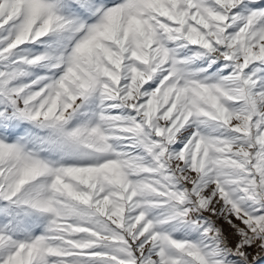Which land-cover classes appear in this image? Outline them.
<instances>
[{
	"label": "snow or ice",
	"instance_id": "snow-or-ice-1",
	"mask_svg": "<svg viewBox=\"0 0 264 264\" xmlns=\"http://www.w3.org/2000/svg\"><path fill=\"white\" fill-rule=\"evenodd\" d=\"M0 264H264V0H0Z\"/></svg>",
	"mask_w": 264,
	"mask_h": 264
},
{
	"label": "rangeland",
	"instance_id": "rangeland-1",
	"mask_svg": "<svg viewBox=\"0 0 264 264\" xmlns=\"http://www.w3.org/2000/svg\"><path fill=\"white\" fill-rule=\"evenodd\" d=\"M225 228H226V231H228V232H229V234H230V230H228V229H227V226H225Z\"/></svg>",
	"mask_w": 264,
	"mask_h": 264
}]
</instances>
